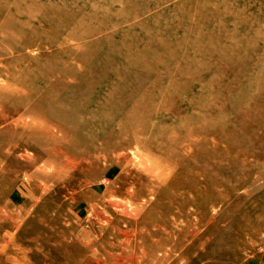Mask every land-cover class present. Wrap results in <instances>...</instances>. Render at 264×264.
<instances>
[{
    "label": "rangeland",
    "instance_id": "obj_1",
    "mask_svg": "<svg viewBox=\"0 0 264 264\" xmlns=\"http://www.w3.org/2000/svg\"><path fill=\"white\" fill-rule=\"evenodd\" d=\"M39 1L41 6L28 15L29 30L21 27L24 23L22 19L20 24L7 22L6 12L0 9V29L18 26L15 28V40L8 42L0 37V80L11 82L13 77L20 74L32 81L31 76L36 70L52 62L60 69L54 78L61 77L62 72L68 75L63 94L77 86L86 72L88 74L91 71L94 79L101 78L95 65L104 61L101 55L107 48H96L90 54L94 48L91 42L101 38V34H95L87 42L68 40L64 34L66 23L55 24L50 13L54 9L47 6V0ZM53 1L59 6L55 9H60L66 3L64 0ZM103 1L94 10L97 11L96 14L110 16L117 21L129 17L137 8L154 0H117L110 8L107 5L112 0ZM177 1L163 0L158 9L109 29L132 33L133 27L138 29L148 26L144 22L150 14L164 11L163 18L169 19L168 24L154 18L144 39L153 44L161 43L157 49L166 56L169 51L174 50L177 42H181L178 57H167L162 61L164 65L159 68L162 75H165L163 84L172 82L177 87L181 85V95L187 91L190 77L203 75L198 72L197 65H189L190 76L187 74L184 79H180L184 66L182 55L203 53L209 41L203 35L204 30L210 24L213 27L216 24L224 30L225 20H232V15L224 17L221 13L228 11L227 8L229 11H245L242 22L249 21L251 15L257 14L256 26L264 33V0H256L248 6L242 5L244 0H187L182 8L177 6L183 0L175 4ZM214 1V7H210L208 3ZM84 5L83 1H78L73 3V8L59 11H84ZM26 7L29 9L30 3ZM24 11L27 13L26 11L31 10ZM43 11L46 12L43 14ZM175 16L183 17L186 21L170 23ZM219 21H224L225 25H220ZM37 25L46 32H52L54 36L47 39L42 31L32 35L30 31ZM58 25L61 26L60 29H56ZM197 25L203 26L201 32L194 31L192 35L181 39L183 33H189ZM227 29L231 30L233 27L228 25ZM236 31L241 32L240 25ZM251 36L254 39L244 34V41L242 37L226 43L216 40L212 50L211 47L209 49L211 53H215L226 44L243 45L246 41L251 42L250 48H243L244 51L240 54L239 66L243 71L239 72L235 68L230 75L231 82L240 77L241 89L252 76L250 70L260 67L259 60L264 53V40L256 32H252ZM26 41L33 45L26 46ZM62 52H66L65 58L49 61L52 55L60 56ZM116 53L117 48L111 52L112 55ZM190 59L194 60L193 57ZM208 59L206 57L204 61ZM100 64L106 66L104 63ZM110 65L121 68L125 64L121 59L113 58ZM82 66L83 69H80ZM138 72L136 75L141 79L143 87L137 98L141 93L149 91L155 76L146 68ZM253 85L255 84H249V89ZM101 89L102 85H99L92 93ZM189 89L198 92L199 87L194 83L190 84ZM236 90L237 88L231 87L229 92L217 90L214 93L211 110L213 120L231 106L229 100L236 97ZM254 92L255 90L252 91ZM169 95L171 96V92L165 98L170 97ZM3 96L5 97V91H0V264H264V102L257 113L254 105L250 111L231 114L230 122L241 128L240 137L232 134L231 142L229 137L215 134V153L229 154L230 159L220 164L211 163L209 168L206 164L194 161V157L200 152L210 153L213 146L210 142L204 146L201 141L205 136L198 135L195 137L198 141L194 140L195 147L188 154L177 157L159 155L158 160L164 164V173L168 174L165 164H168L171 173L164 185L159 182L161 180L154 178L156 182L147 177L145 185L149 189L153 188L147 183L153 185L156 192L147 194L148 189L144 185L134 191L132 198H128L124 195L125 182L128 180H125L123 174H117L116 179L115 176L110 179L107 177L111 183L99 186L102 177H105L102 174L94 181L97 183L92 184V175L97 173L98 168L104 167L103 161L87 169L86 164H82L81 159L72 154L69 160H62L64 157H61L53 161L54 166L57 164L69 168L72 178L67 182L65 179L59 180L61 183L57 180L50 181L39 175L37 167L41 161L51 160V151L46 149L43 153L37 152L38 131H24L13 121L9 122L6 115L13 107L14 98L9 97L6 102H2ZM99 97L98 94L94 99V106L98 105ZM251 129L256 131L255 139L243 145L242 142L246 141ZM241 152L248 153L244 166L232 159V155ZM104 165L103 169H111L107 167L108 164ZM201 167L207 171L202 172ZM83 180L88 184L80 185L79 182ZM113 189L116 194H112Z\"/></svg>",
    "mask_w": 264,
    "mask_h": 264
},
{
    "label": "bare ground",
    "instance_id": "obj_2",
    "mask_svg": "<svg viewBox=\"0 0 264 264\" xmlns=\"http://www.w3.org/2000/svg\"><path fill=\"white\" fill-rule=\"evenodd\" d=\"M64 1L66 3L60 9L73 8V3L78 1L85 3L82 7L84 11H59L60 9H55L59 8L57 3L53 0H47V6L54 9L50 11L54 23H66L64 34L68 40L87 42L95 34H101V38L91 42L94 48L91 49L90 53L92 54L99 47L107 48V51L101 55L104 61L95 65L96 71L101 73V78L94 79V74L91 71L88 74L86 72V75L83 72L82 74L85 76L83 75L80 79L81 82L63 94L62 91L67 83L68 75L62 72L61 77L56 76L54 78L55 73L60 69L55 62H52L36 70L31 76L32 81H28L24 75L20 74L18 77H13L11 82L0 80V91H5V97L3 96L1 101L6 102L9 97L14 98H12L14 100L13 107L6 115L9 122L13 121L16 126L21 127L24 131H38L40 135L38 136L39 146L37 152L43 153L46 149L49 152L51 151L49 153L52 155L51 160H43L39 163L37 167L39 175L50 181L69 180L72 178L69 175V168L60 167L57 164L54 166L53 161L61 157H64L61 158L62 160L68 159L70 155L75 154L81 159L82 164H86L87 169L97 165L99 161H103L104 164H108V166L106 165L108 168H111L110 170L103 169L104 164H102L104 166L102 168L97 166V173L94 172L92 175V184H96L97 182L94 181L98 177L100 178L102 174L105 177H102L99 186L111 183L109 180L111 177L115 176L116 179L118 175L123 174L125 180H128L125 182L126 191L124 195L132 198L134 191L145 185L147 177L153 180H161L159 182L164 185L171 173L168 164H165L168 174L164 173V164L158 160L159 155L177 157L186 154L188 151L190 152L191 148L195 147L194 140H197L195 137L198 135L205 136V139L201 141L204 146L208 144L207 142H210L213 146L210 153L202 151L194 157V161L206 164L209 168L211 163L220 164L230 159L229 154L218 155L215 153L214 136L217 134L219 137H229L232 142L231 135L236 134L240 137L241 128L230 122L231 114L250 111L254 105L256 106V113L258 112L260 105L264 102V53L259 60L258 65L260 67L250 70L252 76L248 78L247 85L241 89L240 77L234 78L231 82L230 75L234 73L235 68L239 72L243 71L239 66L240 54L241 51H244L243 48H250L251 42L246 41L243 45L240 43L237 45L226 44L221 46L219 51L215 53H211V50L214 45L213 42L216 40L226 43L242 37L244 41V34L254 39L251 36L252 32H256L264 40L263 30L259 31L256 26L257 14H255L256 16L251 15L249 21L242 22V15L245 14V11H229L228 8V11H221L224 17L232 15V20H225V29L222 30L216 24L215 27L210 24L203 34L210 41L205 45L203 53L182 55L184 66L181 70L180 79H184L190 71L189 65H197L198 72L203 75L202 77L201 75L190 77L187 83V91L180 95L179 90L183 89L180 87L181 85L177 87L172 82L164 85L165 75H162L159 68L164 65L162 61L167 57L171 59L178 57L179 48L182 46L181 42H177L174 50L169 51L166 56L157 49L161 43L153 44L152 41L144 39L146 38V30L148 26L153 24L154 18L163 24H168L169 19L163 18L164 11H155L150 14L144 22L148 25L146 28L131 27L134 31L132 33L116 28L109 29L111 26L128 23L138 19L143 14L152 12L153 9H158L163 0L146 3L132 12L129 17L117 21L112 20L110 16L96 14L97 11H94L104 3L103 0ZM186 1L183 0L177 8H182L183 3ZM255 1L249 0L248 2V0H244L242 5L248 6V4ZM116 2L117 0H112L107 7L110 8ZM125 2L129 1L125 0ZM28 3H30L29 9L26 7ZM215 4V1L208 3L210 7H214ZM39 6H41L39 0H0V9H3L4 13L6 12L7 22L20 24L22 19L24 23L21 27L27 30L30 29L28 23L29 13L36 11ZM24 10L31 11L24 13ZM45 12L43 11V14ZM183 21H186V19L175 16L170 20V23L177 24ZM218 23L225 25L224 21ZM8 24L13 25L14 23ZM228 25H231L233 29L228 30ZM239 25L241 26V32L236 31ZM17 27H3L0 29V37H4V40L8 42L15 40V28ZM142 27L145 26L142 25ZM60 28L59 25L56 27V29ZM202 28L203 26L197 25L189 33H183L181 39L192 35L194 31L201 32ZM41 31L47 39L54 36L52 32H46L40 25L34 27L30 32L32 35H36ZM29 45H33L32 42L26 41V46ZM19 46H22V44L19 43ZM71 46L70 48H72ZM210 47L211 50L209 51ZM115 48H117V53L112 55L111 52ZM233 55L234 57H230ZM65 57L66 52H62L60 56L57 54L52 55L49 61H57L55 59ZM191 57L194 60L190 59ZM206 57H209V59L204 61ZM45 58L47 59V57ZM113 58L121 59L125 64L124 67H112L110 61ZM100 63H104L106 66H102ZM142 68H146L148 72L154 73L155 76H153L150 83L149 91L141 93L137 98L136 96L141 92L139 90L142 89L143 84L136 72ZM154 68L158 70H153ZM80 69H83V66ZM188 76L190 75L188 74ZM194 83L199 87L198 92L189 89L190 84ZM249 84L255 85L249 89ZM90 85L91 87H89ZM99 85H102L101 91L98 90L97 93L93 94L92 90ZM231 87L237 88L234 93L236 97L229 100L231 106L223 110L222 113L219 112L221 116L213 120L211 110L214 105L212 100L214 93L217 90L223 92L228 90L229 92ZM254 90L255 92L252 93ZM170 92L171 96L165 98ZM98 94L100 95L98 105L94 106L93 101ZM262 110L264 111V106ZM13 115H16V117H10ZM54 123L59 124L61 127L56 126ZM255 133L256 131L251 129L246 141L242 142L243 145L252 142L251 140L255 139ZM199 148H201L200 145ZM199 151L197 150V152ZM247 155L248 153L241 152L232 155V159L244 166V159ZM194 164L198 163L194 162ZM18 165L20 166L21 163H18ZM200 170L202 172L207 171L203 167ZM59 183L61 182L59 181ZM83 183L88 184L85 180L79 182L80 185H83ZM112 185H114V181ZM147 185L153 188L149 189L145 185L148 189L147 194L156 192L153 185L149 183ZM111 192L116 194L114 189Z\"/></svg>",
    "mask_w": 264,
    "mask_h": 264
}]
</instances>
